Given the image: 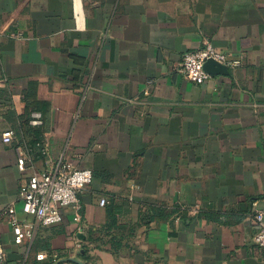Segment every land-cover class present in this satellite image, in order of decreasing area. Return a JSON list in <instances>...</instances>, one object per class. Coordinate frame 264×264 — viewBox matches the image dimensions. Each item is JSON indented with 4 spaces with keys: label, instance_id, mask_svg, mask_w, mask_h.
Returning <instances> with one entry per match:
<instances>
[{
    "label": "crops",
    "instance_id": "1",
    "mask_svg": "<svg viewBox=\"0 0 264 264\" xmlns=\"http://www.w3.org/2000/svg\"><path fill=\"white\" fill-rule=\"evenodd\" d=\"M205 41L242 64L197 84L176 69ZM34 110L42 127L28 124ZM39 137L47 156L33 145ZM18 148L30 156L24 171ZM60 159L94 174L83 221L63 208L61 224L16 244L4 211L13 204L34 221L20 188ZM257 208L264 0H0L4 264H42L40 253L63 264H264Z\"/></svg>",
    "mask_w": 264,
    "mask_h": 264
},
{
    "label": "built area",
    "instance_id": "2",
    "mask_svg": "<svg viewBox=\"0 0 264 264\" xmlns=\"http://www.w3.org/2000/svg\"><path fill=\"white\" fill-rule=\"evenodd\" d=\"M17 38L21 37L17 36ZM210 59L228 68H237L242 64L241 60L230 58L227 54L217 50L211 42L205 41L202 48L184 54L176 71L193 83H204L211 77L205 70V64ZM152 84L153 81L149 80L146 92H149ZM29 124L35 128L42 127L44 125L43 113L33 112ZM2 138L5 144H11L15 138V132L7 130L3 133ZM35 146L41 155H48V147L44 141H39ZM17 153L19 169L24 171L30 156L21 148L17 149ZM93 178L92 170L78 169L64 159L53 163L42 172L34 171L19 191L23 212L34 218V221L19 218L13 204L4 211L14 233L15 243L23 244L26 241H32L39 226L50 227L61 224L64 219L63 208H70L73 211L75 222L81 223L83 221L81 195L92 184ZM107 204V198H101L100 205ZM192 213L197 214V211ZM253 218L257 228L253 238L254 243L264 248V208H257L253 213ZM50 257L54 261L59 259L58 254L40 253L37 255V260L43 262ZM5 261V247L0 243V264H4Z\"/></svg>",
    "mask_w": 264,
    "mask_h": 264
},
{
    "label": "water",
    "instance_id": "3",
    "mask_svg": "<svg viewBox=\"0 0 264 264\" xmlns=\"http://www.w3.org/2000/svg\"><path fill=\"white\" fill-rule=\"evenodd\" d=\"M205 70L210 75H219V74L230 75V70L227 66L220 64L213 59H210L206 62ZM65 261L75 263V264H84L82 261L75 259V258H69V259H66Z\"/></svg>",
    "mask_w": 264,
    "mask_h": 264
},
{
    "label": "trees",
    "instance_id": "4",
    "mask_svg": "<svg viewBox=\"0 0 264 264\" xmlns=\"http://www.w3.org/2000/svg\"><path fill=\"white\" fill-rule=\"evenodd\" d=\"M35 111H38V110H34V111H32L31 114H32L33 112H35ZM31 114H30L29 119H28V124H29V121H30ZM29 126H30V125H29ZM39 141H41V138H40V137L37 138V139L33 142V145H36ZM83 250H84V253H83L81 256H82L83 259H86V257H87V253H86V252H87V249H86V246L83 247ZM51 254H52V253H50V255H51ZM61 259H62V257L59 256V259L56 260V261H54V260L50 257V258L47 259L46 261H43V262H40V263H42V264H63V261H62Z\"/></svg>",
    "mask_w": 264,
    "mask_h": 264
}]
</instances>
